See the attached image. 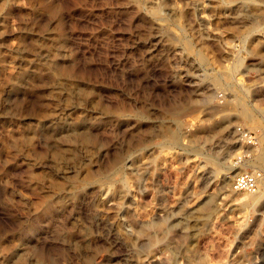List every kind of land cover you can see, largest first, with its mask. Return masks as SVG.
I'll list each match as a JSON object with an SVG mask.
<instances>
[{
	"label": "rangeland",
	"instance_id": "rangeland-1",
	"mask_svg": "<svg viewBox=\"0 0 264 264\" xmlns=\"http://www.w3.org/2000/svg\"><path fill=\"white\" fill-rule=\"evenodd\" d=\"M245 169L264 0H0V264H264Z\"/></svg>",
	"mask_w": 264,
	"mask_h": 264
},
{
	"label": "built area",
	"instance_id": "built-area-1",
	"mask_svg": "<svg viewBox=\"0 0 264 264\" xmlns=\"http://www.w3.org/2000/svg\"><path fill=\"white\" fill-rule=\"evenodd\" d=\"M236 134L246 145L256 146L258 136L255 132L250 131L242 126L236 127ZM246 157L242 153L234 159L236 164H241ZM264 181V169H245L234 173L230 183V189L238 193L255 194L258 192L261 183Z\"/></svg>",
	"mask_w": 264,
	"mask_h": 264
},
{
	"label": "bare ground",
	"instance_id": "bare-ground-1",
	"mask_svg": "<svg viewBox=\"0 0 264 264\" xmlns=\"http://www.w3.org/2000/svg\"><path fill=\"white\" fill-rule=\"evenodd\" d=\"M235 165H236V164H235ZM231 167H232V164H231ZM231 167H230V168H231ZM262 183H263V182H262ZM262 183H261V184H262ZM260 187H261V185H260ZM260 187H259V189H260ZM258 191H259V190H258ZM257 193H258V192H257ZM255 194H256V193H255ZM255 194H250V195H255ZM240 199L242 200V198H240ZM148 240H150V242H153V240L150 239V237L148 238Z\"/></svg>",
	"mask_w": 264,
	"mask_h": 264
}]
</instances>
